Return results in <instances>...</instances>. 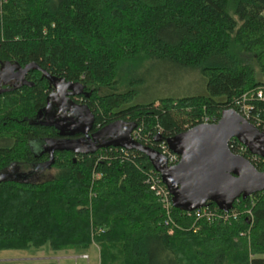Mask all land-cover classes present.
<instances>
[{"label": "trees", "instance_id": "trees-1", "mask_svg": "<svg viewBox=\"0 0 264 264\" xmlns=\"http://www.w3.org/2000/svg\"><path fill=\"white\" fill-rule=\"evenodd\" d=\"M144 61L199 70L207 94L134 103L133 73ZM7 63L81 84L95 127L135 125L137 142L158 152L156 137L217 122L235 99L264 88V0H0ZM29 80L33 88L0 95V252L95 246L98 264H264V192L234 202L244 211L237 220L201 221L194 232L193 218L174 206L169 222L150 189L159 176L136 151L56 153L52 179L2 177L47 160L32 143L53 136L34 123L48 84L37 71ZM253 105L264 130V102ZM253 166L264 172V161Z\"/></svg>", "mask_w": 264, "mask_h": 264}, {"label": "water", "instance_id": "water-1", "mask_svg": "<svg viewBox=\"0 0 264 264\" xmlns=\"http://www.w3.org/2000/svg\"><path fill=\"white\" fill-rule=\"evenodd\" d=\"M15 69L21 78L30 71L40 72L57 86L61 101V91L64 89H74L73 95L76 96L83 94L84 87L81 84L68 83L65 88H61L54 77L34 63ZM24 85L33 87V84L27 82ZM8 91L3 90L0 94ZM47 104L48 112L49 103ZM81 110L84 113L83 121L69 123L62 115L55 117L57 121L50 118L47 123L41 122L39 125L53 127L61 138L73 136L74 133L85 136L93 129L94 117L87 106L81 107ZM42 113H37V119L43 118ZM79 125L84 126V129L78 128ZM134 130L135 125L129 126L128 123L118 121L99 129L87 140L46 139L44 144L47 148L44 151L49 157L42 168L53 166L54 153L89 156L100 149L114 147L145 155L169 191L172 206L183 212L202 209L211 203L220 211L228 212L238 199L244 200L264 192V172L258 171L250 161L233 154L229 149V143L235 139L250 155L264 160V132L259 131L233 109L222 111L217 122L200 124L167 138L164 142L168 150L179 158L173 166H169L166 157L157 150L133 141L131 133ZM104 139L107 140L105 143L95 146L96 141ZM154 142L160 143V137H156Z\"/></svg>", "mask_w": 264, "mask_h": 264}, {"label": "rangeland", "instance_id": "rangeland-1", "mask_svg": "<svg viewBox=\"0 0 264 264\" xmlns=\"http://www.w3.org/2000/svg\"><path fill=\"white\" fill-rule=\"evenodd\" d=\"M256 71V67L252 66ZM257 72V71H256ZM133 75L140 83L134 85L137 91V96L134 103H149L165 97L182 98L192 97L199 95H206V82L199 70L191 68H183L178 65L167 62H146L139 64L135 67ZM32 147L34 153L37 154L41 150V143L33 142ZM25 168L19 167L18 169H9L8 172L23 174ZM56 169L46 168L41 175L43 181L52 179L56 174ZM37 181V182H38ZM232 209H235L234 206ZM231 209V210H232ZM80 253H78L79 255ZM89 264L99 263L98 249L92 246L89 251ZM56 252L49 251L46 247L41 250L29 251H1L0 264H58L54 260H34L36 257H55ZM86 255V254H85ZM78 264H85L83 260H79ZM61 264H71L61 263ZM164 264V263H162Z\"/></svg>", "mask_w": 264, "mask_h": 264}, {"label": "flooded vegetation", "instance_id": "flooded-vegetation-1", "mask_svg": "<svg viewBox=\"0 0 264 264\" xmlns=\"http://www.w3.org/2000/svg\"><path fill=\"white\" fill-rule=\"evenodd\" d=\"M15 67H19V66L16 64H8V63L0 66V92L3 90L15 91V90L21 89L22 87H27L24 85V83H26V82L29 84H33V86H34V83H32L29 80V78L31 77V74L34 71L28 72L25 76H22V78H21L20 74H18ZM21 68H23V67H21ZM43 78L45 79V82L48 84L47 97L45 100L46 103H45V106L40 110L41 112H43L42 113L43 118L39 120V119H37V116H36L34 123L41 128H44V129L51 131L49 135L53 134V136L34 141V143L39 142L42 145L40 152H38L37 154L34 153V156H36L38 158L45 156V157H47V160H48L49 155L44 151V149L47 148L46 145L44 144L46 139H64L65 138V139H73V140L76 139L77 140L78 138H85L87 140L88 138H91V136L96 131H98L99 129H101L105 126L98 128V127H95V125H93V129L91 131H88L87 135H85V136H83L80 133H74L73 136H65L64 138L59 137L57 131L53 127L49 128V127L40 126L39 124L41 122L47 123L50 120V118H52L54 121H57L55 117L62 116V115L68 119L69 123L70 122L83 121L84 120V117H83L84 113L81 110V107H83V106L88 107L87 100H89V98H90V93L86 92L84 89H83V94L79 95V96L73 95L74 89H64L63 91H61V95L63 96V100L61 101L59 94H58L57 86L41 74V79H43ZM55 79L58 81V85H60L61 88L62 87L65 88V86L68 83H72V82H66V81L58 79V78H55ZM31 88H33V87H31ZM11 91H8V92H11ZM4 93H7V92H3L1 94H4ZM47 103H49V111L48 112L46 111V107L48 105ZM88 109H89V107H88ZM90 112L93 114V112L91 110H90ZM93 117H94V114H93ZM94 123H95V118H94ZM80 127L81 126L79 125L78 128H80ZM82 128L84 129V126L81 127L80 129H82ZM106 141L107 140H105V139L100 140V141H96L95 146L103 144ZM91 142H92V140H91ZM100 150H102V149H100ZM100 150H98L97 152H99ZM33 152H34V148H33ZM59 153H62V152H59ZM55 154L56 153H54V155ZM77 156H75V157H77ZM47 160L40 161L38 163V165L35 164V165H31L30 167H27L26 171H24L23 174H18L15 172L14 173L8 172L9 169H13V168L18 169L19 167H21V166L13 165L12 167L8 168L1 175H2V177H10L11 179H20L23 181L37 182L42 177L41 173L44 170H46V168H44V169L42 168V165ZM49 168H52V166Z\"/></svg>", "mask_w": 264, "mask_h": 264}, {"label": "built area", "instance_id": "built-area-1", "mask_svg": "<svg viewBox=\"0 0 264 264\" xmlns=\"http://www.w3.org/2000/svg\"><path fill=\"white\" fill-rule=\"evenodd\" d=\"M255 101L264 102V88H259L255 91L247 92L243 94L240 98L235 99L233 101L234 109L237 111V114H239L241 117H243L246 121L251 122L252 125H254L257 129L258 127L262 126L261 121L253 115L254 105L253 103ZM203 124H210L208 123V119H204ZM259 130V129H258ZM261 132H264V130H259ZM131 139L135 142L138 140V131L134 130L131 133ZM233 140H231L230 143H232ZM229 143V149H233L232 144ZM239 143V142H238ZM122 151H125L123 149H120ZM234 150V149H233ZM247 151L245 147H243L239 143V147L237 151L232 152L235 155L242 156V152ZM158 152L166 157L167 163L169 166H173L177 164L179 158L172 154L171 151L168 150L165 142L158 143ZM243 157V156H242ZM250 163L253 165H259L260 161H264L258 157L252 156L249 154ZM156 173V172H155ZM150 179V189L154 193L155 197L159 200V203L161 204L162 208L164 209L167 219L169 222H171L170 219V213L171 209L173 208L171 204V197L169 195V191H167V188L162 184L160 176L159 178L153 177ZM183 212V211H182ZM186 217L193 218L194 220V232L198 231L199 229L196 227V224L199 222H206V223H213L216 221H220L222 223H227L229 221L237 220L239 216H241L244 211H239L238 209H232L228 212L220 211L215 205L211 207L209 204L202 208L198 209L192 212H183ZM246 214L252 217L251 211H246ZM243 235V234H241ZM81 261L85 262V264H89V257L87 255H83L80 257ZM74 264H78L76 261Z\"/></svg>", "mask_w": 264, "mask_h": 264}, {"label": "crops", "instance_id": "crops-1", "mask_svg": "<svg viewBox=\"0 0 264 264\" xmlns=\"http://www.w3.org/2000/svg\"><path fill=\"white\" fill-rule=\"evenodd\" d=\"M87 255L89 257V255L87 254V252L85 253H80L78 255V253L73 252V251H61V252H56L55 257H51V258H46V257H36L34 260H54V262L61 264V263H68L71 262V264H74L75 261L78 262L81 256L83 255ZM90 260V258H89Z\"/></svg>", "mask_w": 264, "mask_h": 264}]
</instances>
